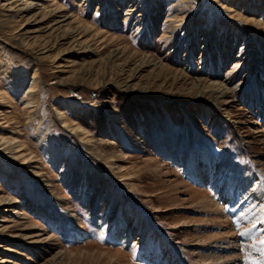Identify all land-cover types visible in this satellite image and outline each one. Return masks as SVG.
Here are the masks:
<instances>
[{"label": "rangeland", "instance_id": "374dc122", "mask_svg": "<svg viewBox=\"0 0 264 264\" xmlns=\"http://www.w3.org/2000/svg\"><path fill=\"white\" fill-rule=\"evenodd\" d=\"M231 160L261 202L264 0H0V264H264Z\"/></svg>", "mask_w": 264, "mask_h": 264}, {"label": "bare ground", "instance_id": "6f19581e", "mask_svg": "<svg viewBox=\"0 0 264 264\" xmlns=\"http://www.w3.org/2000/svg\"><path fill=\"white\" fill-rule=\"evenodd\" d=\"M199 82L200 81L196 82L197 86H198ZM201 85H203V84H201V82H200V86ZM214 86H213V84L208 86L210 88V91L213 90V92L214 91L218 92L219 89L216 90L215 89L216 87H214ZM219 94L221 96L225 97V96L229 95L230 92L224 91V89H223L222 91L219 92ZM25 107L29 108V106H25ZM71 131H72V133H79V132H81V129H80V127H74V128H71ZM2 141L4 142L3 144H10L11 143L8 140H2ZM208 160L209 159H208L207 155L204 153L203 154L204 163L205 164L208 163ZM201 166L194 165V168L192 170V175L195 178H197V180L206 182L212 188L216 189L219 193V197L221 198V200L226 201L228 203V205H233V203H236L238 205L237 207L236 206L230 207V208H232L231 213H235L233 215L237 216L239 218L240 222L241 221L244 222L246 233L243 234V232H242V234H243L242 238L245 240L244 242H246L245 246H246V249L248 251V254H250V256L257 255L256 252L259 251L258 245L261 243V240H263V238H264V211H263L264 210V199H262L261 202L257 201L256 196H254V193H252V192L250 195H247V196L243 195V197H242L240 195L241 192L239 189L237 192H232L233 185H234L235 179H236L235 178L236 163L234 162V160H231V162H229L226 165V167H228V168H224L222 171L217 172L215 174H211L208 171H206L205 173L204 172L203 173H200V172L197 173L196 171H199ZM250 177H251V175H249V174L243 175L242 179L244 180L247 178L246 179V180H248L247 182L251 183L253 178L251 179ZM251 185H252L251 186L252 188L250 189V191H255L259 187L258 182H254ZM216 210H218V209H216ZM218 214L212 213V216L214 215V218L217 219L220 216ZM99 230H100V233L104 232L105 227L103 226V224L100 225ZM233 236H234L233 233H230V237L229 236H227V237L232 238ZM225 239H227V238H225ZM248 239H252V240H248ZM232 240L233 241H230L228 243L230 247H233L234 246L233 244H235V239L232 238ZM109 242L113 243V244L114 243L125 244L127 242V235L125 234L124 236L123 235L121 236L119 234V232L116 231L110 236ZM261 261H263V260H261ZM230 262L231 263H229V264H234L235 260L232 259V260H230ZM219 263L221 264L222 262H219ZM207 264H210V263H207Z\"/></svg>", "mask_w": 264, "mask_h": 264}]
</instances>
